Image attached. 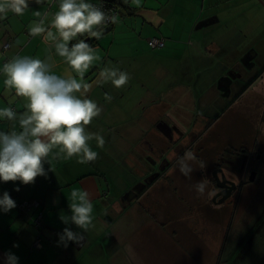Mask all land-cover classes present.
Instances as JSON below:
<instances>
[{"label": "crops", "instance_id": "crops-1", "mask_svg": "<svg viewBox=\"0 0 264 264\" xmlns=\"http://www.w3.org/2000/svg\"><path fill=\"white\" fill-rule=\"evenodd\" d=\"M105 1L114 3L112 0H86L87 3L93 5H98ZM121 1L129 5V7L122 8L117 22L111 27L108 26L104 28L103 34L99 40L95 38L88 39L87 34H85L84 37L78 36L71 42L76 43L79 39H86L93 42L92 48L94 49V55L99 57V59L93 61L92 65L85 72L82 80L79 75L68 66L64 58L56 54L54 42H45L44 35L46 33L38 36L29 35L30 27L34 26V23H39L41 20H43V27L46 29L50 27L55 13L59 11L61 0H45V3L42 5H37L34 0H31L29 8L24 10L23 15L18 16L11 11H8L6 15H0V109L12 106H16L18 109L17 119L15 121H8L6 118H0V132H11L13 130L16 132L21 131L18 122L19 115L26 111L25 105L28 102L24 97H16L14 90H7L6 92L4 86L6 77L2 71L3 65L16 57L40 59L51 65L50 74L57 75L64 79L74 77L82 84L91 85V89L87 93H83L82 89L81 92L74 93V95L81 99L85 97L93 99L100 108H103L102 97L100 95L124 97L127 94L126 90L128 88V83L119 89L114 87L111 81L106 82V85H104L105 83H97L100 78V72L105 68L119 69V71L123 72H125L127 68H132L135 77H139L141 83L146 82V80H150L151 83L155 81L159 83L161 80L162 83L163 79L172 76L173 78L167 83V86H159L147 91V95H157V97H151L153 102L146 106V109H143V106L138 104L140 105V107H138L139 112L134 114V120L132 121L133 125H127L120 116H117L114 120V126L119 125L120 133L127 132V136H130L131 132L137 133L139 131V135L135 138L134 144H129L127 149L130 152L134 169L137 168L138 164L141 166V171L142 164L136 159V156H139L140 153L138 147L142 146L143 133L156 130L152 132L155 134L156 141L159 140L166 143V139L160 134L161 132L156 126L158 119L156 116L153 118V113L147 114L146 122L144 118L139 117V114L142 116L143 113H147L148 110L153 109L152 107L155 105L158 108V112L161 106L165 109L164 101H157L160 98H162V100H171L173 102L172 107L174 108L176 103L181 106L182 102L185 101L184 95H195L196 106L197 108L199 107V112L203 111L201 110L200 103H198L199 99L197 96L206 95L207 90L212 88L213 85L207 87L201 84L199 88L193 89L191 82L195 77H192L190 71L193 67L199 68L202 65L201 63H211V67L214 69L218 67L220 72L216 76L215 86L221 95H247V90L253 85L250 94L253 93L254 90H257L260 91L261 95H264L263 65H257L250 79L246 80L243 84L240 83V88H242L240 92L234 90L238 84H231L234 78L232 73H235V75L239 77L236 72L239 66V60L242 62L244 61V63H246L247 60H253L256 54L249 56V53L245 54V52L249 48H251L249 51L252 54L253 52L256 53L258 50L252 45L247 46L244 51L242 50L241 57L236 56V58L232 60L231 56L227 54L225 47L221 46V44H214L213 42L217 40L216 36H219L221 40L223 35L221 30H224L226 36L232 35V29L230 28L229 30L226 27L223 29L222 25H230L233 23L228 20L224 21L215 11L206 12L205 3L207 0H139V3H137L136 0ZM214 1L215 0L211 1V3L216 5L217 2L215 3ZM226 1L231 4L233 0ZM77 2H79V0H77ZM114 4L117 5L116 2ZM37 11L40 13L39 16L34 14ZM51 30L55 34L56 30L54 28ZM94 30H97V28ZM216 33H218V35L211 41L210 37ZM155 37L166 39V44L162 47L152 46L151 40ZM6 43H10L9 48H4ZM237 50L240 52L238 48ZM224 51L227 57L222 55ZM214 52L219 56H215L213 54ZM149 61H151L149 67L152 68V70L145 76L143 75V69L147 67L146 64ZM252 67L253 65L250 66V69ZM259 74L261 75L258 76ZM188 75L191 82L188 81L185 85L186 76ZM242 75L245 76V73L242 72ZM256 76L258 77L255 78ZM224 77L227 78L228 81L222 80ZM200 81L201 78L199 79V83ZM175 95H178L179 100H175ZM125 99L126 97L124 100ZM9 100L12 101L11 104L8 103ZM141 101L142 100H140L139 103ZM233 104H235L234 101L226 105L225 108L222 106L224 110L221 111V113H225ZM237 104H235V107ZM125 105L126 103L119 105V108L121 109V107ZM134 110H136V108ZM205 110L207 109H204V111ZM196 112H198V110H196ZM103 113H106V111H103ZM219 115L220 114L215 118ZM179 116L181 115L179 114ZM261 116L260 121H262L261 125H263L264 113H262ZM148 118L151 120L148 121ZM235 118L236 117L232 118L233 126ZM172 122L173 121H170L168 124L173 125L174 123ZM91 123L93 124L85 126V134L96 133L102 136V125L95 123L94 120H92ZM13 125H15V128H13ZM149 125L151 126L147 128ZM153 125L156 129L151 128ZM175 125L178 127V124ZM208 127L209 126H206L205 130H207ZM235 128L240 131L238 125L235 126ZM239 133L240 132L234 133L236 141L238 140ZM202 137H200V139ZM137 139L141 141L139 145L137 144ZM119 144H121V140L117 144H113V146ZM88 145L91 150L95 152L97 148H101L97 145L95 138L89 140ZM57 152H59V148L54 147L47 158L50 161V165L45 164V168L47 169L50 167L52 170L48 172L47 179L38 177L34 185L28 186H24L20 184V182L0 183V195H2L4 191L9 192L17 205L16 208L12 209L7 214L0 213V264H4L3 254L9 250L19 257V264H49L50 260H56V258H54L55 256L50 254V249L45 250L46 245H49L52 249L55 245L57 246V233L62 232L65 227H70L73 231H81L77 229L75 225H65L59 219L61 212L65 215L71 214L68 204L73 202L71 198L72 191H87L92 205H102L104 207L107 206L106 208H110L107 198L110 194L111 180H109L110 177H108L101 168V164H104L103 158L97 155L95 161L81 164L77 162L80 158L79 156L65 159L63 153L57 157ZM189 163L194 171L200 168L201 161L197 158V161H190ZM114 182L115 184L120 183L117 180ZM16 187H20L19 192L14 190ZM27 199L40 200L42 206L39 209H32L29 211L20 209L17 202ZM54 200L56 201L55 203ZM76 202H78V200ZM132 206L133 205H130L128 208ZM107 211L105 213L108 218ZM40 212H42L43 217L41 225L38 227L36 226L35 220ZM152 220H154L153 217L150 221ZM104 221L107 222L106 219ZM150 223L151 228H155L152 222ZM144 227H150L148 222L145 226H142V228ZM157 228L159 229V226H157ZM106 233V236L111 238L109 246L113 248L116 235L110 230L108 232L106 231ZM84 236L85 238L81 245L70 242L67 248L58 246L63 249V256L67 259L69 258V264H79L80 259L78 257L81 256L79 254L75 256L69 249L70 247L75 250L77 249L82 254L83 248L90 242L88 232H86ZM167 236L170 237L167 243L168 245L169 243H177L174 238L171 239V236ZM37 239H40V245L36 246L34 243ZM14 243L19 244V247L14 248ZM155 243L161 244L159 242ZM149 245L152 251H147L146 249L144 251L143 246H140L139 248L137 247L136 252L127 251L124 255L128 258L130 264H154L153 260L157 258L153 256V251L156 250L159 254L161 252L164 253V251L158 249L156 245H153V242ZM121 254L120 256L123 257ZM47 256L52 257V259ZM109 257L112 260L116 259L114 252L109 254ZM246 259L249 258L247 257L245 260Z\"/></svg>", "mask_w": 264, "mask_h": 264}, {"label": "rangeland", "instance_id": "rangeland-1", "mask_svg": "<svg viewBox=\"0 0 264 264\" xmlns=\"http://www.w3.org/2000/svg\"><path fill=\"white\" fill-rule=\"evenodd\" d=\"M211 1L213 0L206 1L205 11H215L224 21H231L233 24H224L222 27L223 29L226 27L229 30L231 28L233 32L232 35L226 36L224 30H221L223 34L221 40L219 36H216L218 33L213 34L210 40L213 41L216 36L217 40L213 43L216 45L221 44V46L225 47L227 54L231 56L232 60L236 56H240L242 50L244 51L247 46L251 45L257 48L260 58L264 59V2L262 0H233L230 4L226 0H215L214 2L217 3L213 5ZM213 54L219 56L215 52ZM222 55L225 56V51ZM261 59L259 61L263 65L264 61ZM150 62H147V67L143 69V75L145 76L152 70L149 67ZM201 64L199 68L193 67L190 69L191 75L195 79L191 82L189 75L186 76L185 85L188 81L191 82L193 89L199 88L201 84L207 87L213 85L212 88L207 90L206 95L197 96L199 99L198 103H200L203 111L199 112L195 95H184L185 101L182 102L181 106L176 103L174 108L171 100H162L160 98L157 101H164L165 109L161 106L158 112V108L155 105L152 107L153 109L150 108L151 110L143 113L142 116L139 114V117L144 118L146 122L147 114L153 113V118L156 116L158 120L164 119L178 124L179 129L174 130V138L167 139V143L161 145L162 148L166 149H169L168 145L170 146V150L166 151L167 156L170 158L183 156L186 152V150L184 151V146L188 145L197 133L204 131L206 126H209L206 134L201 139L197 137L196 139L199 141L195 147L187 151L195 155L196 161L198 158L202 162L203 158L207 163H211L212 160L219 157L220 151L225 149V147L240 146L243 141H247V146H249L253 141V156L257 152L261 154V157L259 162L257 161L259 165L257 178L255 177L254 182L247 184L246 192L242 198V203L246 206L244 207L245 211L249 210L246 211V218L248 213L259 209L264 201V124L261 125L262 121H260L261 115L264 113V95H261L260 91L257 90L250 94L254 85L247 90V95H221L215 86L216 76L219 74L220 69L218 67L212 68L211 63ZM241 69L243 70V68ZM125 72L130 76L126 90L127 94L124 97L100 95L103 108L100 115L93 118L95 123L102 125L103 129L101 134L105 144L103 148H97L96 152H98L97 154L100 158H103L104 164H101V168L112 182H110V194L107 198L110 208L102 205H93L92 216L95 227L87 231L90 242L83 248L82 254L77 249L75 250L71 247L69 249L75 256L76 254L81 256L78 257L80 259L79 264H130L124 253L127 251L136 252L137 247L139 248L140 246H143L144 251L145 249L152 251V248L149 247L151 242L158 249L164 251V253L161 252L160 254L156 250L153 251V256L157 258L153 260L154 264H264V241L260 240L261 237H254L252 243L247 245L246 243L241 244L242 255L247 253L248 245H250V251L252 252L250 259L245 260L241 255H238L235 259L234 252L231 250L233 247L231 245V234H228L226 238L224 237L227 224L229 223L230 225V221L226 222L228 219L227 214L221 216L220 212H214L215 216L207 214L206 219L200 217L199 212L203 210L202 212L206 213L204 203L207 202V196L198 195L194 188L198 181L207 179L200 168L195 169L191 173L192 178H187L180 173L178 166L174 165L169 179L162 177L158 183L146 189L145 195L138 197L125 207V204L121 201L122 195L129 186L135 185L134 183L144 176L145 173H142L146 169L141 171V167L138 164L137 168L134 169L130 152L127 149L129 144H134L139 131L137 133L131 132L130 136H127V132L120 133L119 125L114 126V120L117 116H120L127 125H133L134 114L139 112L138 107L140 105L138 104H141L143 109H146V106L153 102L151 97H157V95H147V91L159 86H167V83L173 78L172 76L165 78L162 83L161 80L159 83H157L158 81L151 83L150 80L141 83L139 77H135L132 68H127ZM200 78L201 81L199 83ZM222 80L228 81L225 77ZM240 87L238 85L234 90L240 92L242 89ZM106 96L111 97V99H106ZM125 97L126 99L124 100ZM91 100L94 102L93 99ZM140 100L142 101L139 103ZM175 100H179L178 95H175ZM232 101L235 104L238 102L237 106L235 107V104H233L225 113H221L224 109L222 106L225 107ZM125 103L126 105L120 109L119 105ZM135 108L136 110H134ZM204 109L207 110L204 111ZM103 111H106V113H103ZM218 114L220 115L215 118ZM233 117H236L234 126L231 122ZM150 120L148 118V121ZM237 125L240 127V131L235 128ZM150 126H147V128ZM151 128L156 129L154 125ZM179 130L184 131L185 134L181 136ZM155 131L144 132L142 137L143 140H152L156 146L157 143L153 139L154 133H152ZM228 132L232 134L240 132L235 144L229 142L231 137ZM221 135L222 138L220 137ZM120 140L121 144L113 146ZM143 140L141 143L137 139V144L141 143L144 146ZM177 143H180V146H177ZM143 146L138 147L139 152ZM200 146H203L202 150H199ZM162 148L155 150L153 157L159 158ZM136 159L142 164V168L147 166L145 159L142 158L141 161L140 156H136ZM173 169L174 172L172 174ZM116 180L120 183L115 184L114 181ZM188 200L193 204L201 205L203 208L198 211L194 206L188 210ZM207 204L210 205L208 202ZM130 205L133 206L128 208ZM152 217L154 220L150 221ZM105 219L107 222L104 221ZM147 222L150 227L142 228ZM150 222L156 229L151 228ZM157 226H159V229ZM238 229H240V226ZM109 230L116 235L113 248L109 246L111 238L106 236V231L108 232ZM167 235L171 236V239L174 238L177 243H169L168 245L170 237ZM155 242L161 244H156ZM56 248L59 247L56 245L53 249L49 245L45 247V250L50 249V254L56 258L54 260L52 257L47 256L52 259L49 264H69V258L67 259L63 256V249ZM112 252L115 253L116 259L114 260L109 257Z\"/></svg>", "mask_w": 264, "mask_h": 264}, {"label": "clouds", "instance_id": "clouds-1", "mask_svg": "<svg viewBox=\"0 0 264 264\" xmlns=\"http://www.w3.org/2000/svg\"><path fill=\"white\" fill-rule=\"evenodd\" d=\"M31 0H0V15H6L8 11L16 15H23L29 8ZM35 4L42 5L45 0H34ZM139 3V0H136ZM39 16L37 11L34 13ZM117 17L110 16L86 0H61L59 11L55 13L50 27H43V20L34 23L30 27L29 35H44L45 42H54L55 52L68 66L76 72L81 80L85 72L94 60L99 59L94 55V49L86 39H79L71 43L75 38L84 37L99 40L103 29L94 30L98 26L111 22L115 24ZM55 29V34L51 29ZM71 44V46H70ZM51 65L40 59L28 57H16L3 65L5 75L4 86L7 90H14L16 97L27 99L26 111L19 115L21 131L0 132V183L20 182L24 186L34 185L38 177L48 178L51 168L47 159L54 147L59 148L56 156L61 153L64 158L79 156L78 163L86 164L97 159V153L88 145V141L95 138L97 145L104 147L105 140L96 133L85 134V126L89 125L94 117L100 115L102 108L88 98H78L74 93H87L91 85L82 84L74 77L67 79L50 74ZM130 80L127 72L119 69L105 68L100 72L97 83L111 81L116 88H122ZM110 100L111 97L106 96ZM12 103L11 100L8 101ZM0 118L15 121L17 113L11 108L0 109ZM15 128V125H13ZM196 157L192 152L185 154L176 160L180 173L191 178L193 168L190 161ZM204 162L200 168L204 169ZM208 184L207 179L198 181L194 188L198 195L205 193ZM20 191V187L14 189ZM214 193L209 192V196ZM72 203L68 204L70 215L60 213L59 219L65 225H75L81 231H73L65 227L57 233V246L67 248L69 243L81 245L84 234L94 228L93 205L87 191H72ZM78 200V202H76ZM56 201L54 200V203ZM16 202L10 193L4 191L0 195V213L7 214L16 208ZM14 248L19 244L14 243ZM4 264H19V257L10 250L3 254Z\"/></svg>", "mask_w": 264, "mask_h": 264}, {"label": "flooded vegetation", "instance_id": "flooded-vegetation-1", "mask_svg": "<svg viewBox=\"0 0 264 264\" xmlns=\"http://www.w3.org/2000/svg\"><path fill=\"white\" fill-rule=\"evenodd\" d=\"M262 2H264V0H262ZM250 49L251 48H249L245 54L249 53V56L256 54L254 59L251 61L247 60L246 63L239 60V66L237 67L236 71L239 77H237L235 73H232L234 78L231 84L234 85L237 83L240 86V83H244L246 80L250 79L252 72H255L257 68L256 66L261 65V61H259L261 58L258 55V51L256 53L253 52L252 54L249 51ZM261 60L264 61V59ZM252 65L253 67L250 69V66ZM241 68H243V71ZM242 72L245 73V76L242 75ZM168 122L169 121L164 119H159L156 122V126L160 130V134L166 139V143L167 139L174 138V130L179 129L175 124L170 125ZM207 130L197 133L194 139L190 141L188 145L184 146V151L186 150L187 152L188 150L193 149L199 141L196 138L204 136ZM179 131L181 136L185 134L184 131ZM229 134L231 137L229 142L235 144V134ZM220 137L222 138V135ZM153 138L155 139V134ZM155 142L157 143L156 146L151 140H144L145 147L142 145L143 147L139 153V156L141 161L143 158L147 162V166L142 168V171L146 169L142 173L145 174L140 180H138V182L134 183L135 185L129 186L126 189V192H124L122 195L121 201L125 204V206L138 197L144 195L146 189H148L149 186L158 183L162 177H167L169 179V176L171 175V169L174 165L176 166V160L181 157H168L166 151L170 150V146H168L169 149L162 148L161 145L164 144L163 142L159 140H155ZM252 145H254L253 141L249 146H247V141H243L240 146L225 147V149L220 151L219 157L212 160L211 163H207V161L202 158V162L204 160L206 167L204 169L200 168L202 174L206 175L208 181L207 187L205 188V193L203 195L207 196V202L210 203V205H208L207 202L204 203L206 213H203L202 210L199 212L200 217L206 219L207 214L214 215V212H220L221 216L223 214H227L228 219L226 222L228 223V221H230V225L229 223L227 224L224 237L226 238L228 234H231V245H233L231 250L234 252L233 255H235V259L238 255H241L243 259L247 257L250 259L252 257L250 245H248L247 253L242 255V243H246V245L248 243H252L254 237L256 236L261 237L260 240L264 241V201L259 209H257L255 212L251 211L248 213L246 218V211L249 210L245 211L244 207L246 206L244 203H242L243 194L246 192L247 184L249 182H254L259 173L258 162L260 160L261 154L256 152L255 156H253L254 146ZM177 146H180V143H177ZM160 148H162V151H160L161 154L159 158L153 157L155 150H159ZM202 149L203 146H200L199 150ZM173 172L174 169L172 170V174ZM254 174L256 178L252 180L251 176ZM209 192L214 193V195L209 196ZM188 204V210L194 206L198 211L200 208H203L201 205L193 204L189 200ZM239 226L240 229H238Z\"/></svg>", "mask_w": 264, "mask_h": 264}, {"label": "built area", "instance_id": "built-area-1", "mask_svg": "<svg viewBox=\"0 0 264 264\" xmlns=\"http://www.w3.org/2000/svg\"><path fill=\"white\" fill-rule=\"evenodd\" d=\"M96 7L100 8L102 11H104L106 14L110 15V16H115L117 17L120 14V10L119 8L112 2L109 1H105L101 4L95 5ZM151 44L154 47H162L165 45V40L163 38H153L151 40ZM9 43H6L5 47H9ZM15 111V108H12ZM18 206L20 207V209L22 210H26L29 209L32 206H39L40 205V201L39 200H22L20 202H17ZM42 213H39V215L37 216L35 222L37 226L41 225L42 222ZM36 246L40 245V239H37L34 243Z\"/></svg>", "mask_w": 264, "mask_h": 264}, {"label": "trees", "instance_id": "trees-1", "mask_svg": "<svg viewBox=\"0 0 264 264\" xmlns=\"http://www.w3.org/2000/svg\"><path fill=\"white\" fill-rule=\"evenodd\" d=\"M114 3L116 2V6L118 7V8H120V11H122V8L124 7V8H127V7H129V5H127V4H125L123 1H121V0H112ZM119 16V15H118ZM118 16H117V20H118ZM117 22V21H116ZM113 25V23H111V22H108V23H106V24H103V25H100V26H98V28H97V30H100V29H104V28H106V27H111ZM157 38H160V37H157ZM162 38V37H161ZM164 39V38H163ZM165 40V44H166V39H164ZM86 42H88V43H90V45L91 46H93V42H90V41H86ZM10 44V43H9ZM6 45V44H5ZM10 46V45H9ZM4 48H9V47H5L4 46ZM261 74H259L258 76H260ZM258 76H256L255 78H257ZM15 108V112L18 114V109H17V107L16 106H12L11 108ZM27 200H34V199H27ZM40 201V200H39ZM42 206V202L40 201V205L39 206H32V207H30L29 209H26V210H24V211H29V210H32V209H39L40 207ZM40 213H42V212H40ZM36 223V222H35ZM37 226V225H36ZM39 227V226H38Z\"/></svg>", "mask_w": 264, "mask_h": 264}, {"label": "water", "instance_id": "water-1", "mask_svg": "<svg viewBox=\"0 0 264 264\" xmlns=\"http://www.w3.org/2000/svg\"><path fill=\"white\" fill-rule=\"evenodd\" d=\"M255 178V174L251 176V179L253 180Z\"/></svg>", "mask_w": 264, "mask_h": 264}]
</instances>
